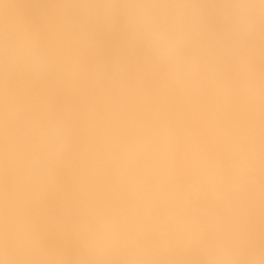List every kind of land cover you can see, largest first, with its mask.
<instances>
[{"label": "bare ground", "instance_id": "1", "mask_svg": "<svg viewBox=\"0 0 264 264\" xmlns=\"http://www.w3.org/2000/svg\"><path fill=\"white\" fill-rule=\"evenodd\" d=\"M235 2L0 0V264H264V14L238 41ZM140 5L203 12L215 75L130 43Z\"/></svg>", "mask_w": 264, "mask_h": 264}, {"label": "clouds", "instance_id": "2", "mask_svg": "<svg viewBox=\"0 0 264 264\" xmlns=\"http://www.w3.org/2000/svg\"><path fill=\"white\" fill-rule=\"evenodd\" d=\"M91 14L93 9H86ZM231 33L238 41L252 37L257 28V18L264 14V0H236L227 9L218 10ZM125 22L130 33V43L142 40L168 71L170 79L182 85H195L211 79L217 69L205 57L206 43L202 38L205 14L198 9L176 6H137L129 13ZM32 48L14 46L10 51L12 58L29 57ZM242 65L250 73L246 62ZM50 139L63 135V129L57 127L48 133ZM211 258L214 264H236L238 253L229 248L213 250Z\"/></svg>", "mask_w": 264, "mask_h": 264}]
</instances>
